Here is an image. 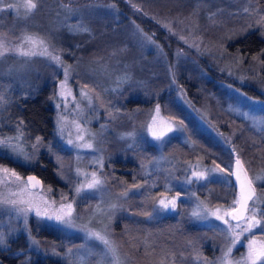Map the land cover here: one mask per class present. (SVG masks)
<instances>
[{
	"label": "rangeland",
	"instance_id": "1",
	"mask_svg": "<svg viewBox=\"0 0 264 264\" xmlns=\"http://www.w3.org/2000/svg\"><path fill=\"white\" fill-rule=\"evenodd\" d=\"M57 1L39 0L37 9L27 19L23 7L25 0L0 2V39L6 40L9 47H15L25 33L37 35L47 42L49 52L60 56L63 62V66H59L47 57L36 56L26 63L24 58L7 55L4 61L0 62V96L4 101L10 100L8 96L10 94L6 95L4 90H8L9 81L13 80V77L25 86L41 83L49 78L51 84L49 101L53 109L54 122L53 143H39L38 147H33L37 144L36 139L32 142L23 137L20 141L13 140L12 144L19 143L24 152L30 155L31 159L28 162H22L23 157L20 158L19 161L23 164H30L32 158H36L37 149L51 150V157L57 166L56 173L62 184L52 188L54 186L44 185L43 182L40 189L29 188V193L33 195L20 194L22 182H27L26 176L18 169L0 162V169L7 167L21 177V181H16L10 173L4 174L0 171V200L5 198L31 200L39 205L41 211L46 210L49 214L60 211L62 206H65L64 211H68L66 205L71 204L74 225L69 228L55 221L37 218L35 209L27 216L16 211V207L27 208V203L16 206L4 204L0 208V235L3 236V243L0 244V264H12V259H6L13 255H19L20 259L24 260L34 258L29 253L34 250L27 248L54 257H63L69 264H106L102 245L86 239V232L89 230L105 234L113 242L117 254L126 264H219L228 247V241L220 231L224 225L215 220V217H209L207 220L199 219L194 217L192 212L197 209L200 202H203L210 211L222 209L220 214L223 215V210L227 209L238 194L232 177L227 175L229 167L231 168L237 156L248 177L253 180L258 207L264 208V203H261L264 201V179H257V177L264 178V157L260 159L258 154L259 140L262 139L260 136L264 138V99L247 96L229 85L204 88L200 92L203 106L197 105L198 110L189 106L193 109V119L198 124L197 128L192 130V111L187 114L192 121L188 118L181 119L179 113L174 111V114H169L165 106L159 104H154L146 114L144 113L147 124L142 127L144 124H141L140 111L132 115L126 113L121 105L111 103L106 95L113 91V87L105 85L108 78L105 77L111 76L114 80L118 77L122 78L124 70L120 67L125 66V56L128 55V52L117 47L118 42L123 38V27L110 17L115 13L114 5L97 2L104 0H62L66 4H76L72 7L66 5L69 7L66 13L68 18L63 19L64 14L58 4L65 5ZM124 1L133 2L132 5L136 6L134 9L137 10L133 11L146 16L148 13H154L152 11L158 16H161L162 11L167 12L172 16L167 28L174 33L177 44L174 48L180 49L183 54L195 56L199 50L204 51L206 47L217 49L216 41L226 40L227 34V24L223 18L197 26L196 12L210 6L218 8L217 13L223 15L227 11L226 8L229 9L238 3L242 4L244 0H193V9L191 6L180 5L168 9L163 6L162 9L156 1L150 12L144 10L147 6L144 2ZM8 4H12L13 7L8 8ZM252 6L251 4L250 8ZM244 7H241L242 12L245 11ZM249 11L245 13L252 15L253 13ZM178 15L180 18H177ZM252 19L255 20L250 21L252 22L249 23L250 25L263 26L264 12H259L258 16ZM240 24L239 21H234L233 29L237 30ZM77 25H84L90 31L77 32L75 31ZM244 27H247V23ZM70 28L73 30L70 31ZM89 59L96 60L93 67L89 66ZM132 61L135 67L136 60L132 59ZM172 68L173 73L181 68L178 61L174 62ZM65 69H67V79ZM87 73L99 80L85 82L83 79H78L79 74ZM172 77L168 79L169 87L176 92L177 99L182 100V96L178 94L180 88L177 82L172 81ZM62 84L64 87H61ZM259 84L264 98V82ZM82 93H87V97L91 98V104ZM218 102L222 108L219 113L216 112V107H219ZM157 105L160 106L158 113ZM228 113L233 117L225 120V117H230ZM238 115L244 122L234 117ZM136 120L139 121L138 124ZM244 123L247 129L243 127ZM149 125L157 131H166L168 126L181 130L166 132L165 137L158 141L149 131ZM6 126H10L9 122ZM2 127L4 126H0V138L20 135L18 130L8 134L2 131ZM129 133L132 135H128ZM138 137H142V142L151 145L146 153H141L139 148L144 143L137 144ZM173 137L183 144L179 146L183 148L182 154L179 153L181 157L173 155L177 157V161L163 154L169 147L168 140ZM69 139L76 145L91 144L92 147L69 145L67 143ZM137 146L139 147L136 149ZM129 147H133L130 156H138L141 167L143 168L144 165L143 180L146 185L138 188L128 186L116 190L106 179V171H113L109 162L110 153L126 151ZM216 164L225 168V173L217 172L215 179L219 180L223 176L226 181H230V184L196 182L194 178L193 183H186L193 171L215 168ZM92 173L103 181L102 186L98 190L85 189L78 195L76 188L91 182ZM114 184L115 187L121 186L122 181L116 179ZM151 189L153 193L150 194L151 201L148 203L144 196ZM125 191L129 192L127 197L122 196ZM178 193L175 210L160 209L161 199L167 202L177 197ZM193 193L195 196L192 195ZM143 200L149 205L148 208ZM113 204L117 205L115 209L111 208ZM137 207L144 210V215L134 210ZM162 220L169 221L158 223ZM156 223L158 225H155ZM45 226L52 228H50L53 231L51 239L49 238L51 235L39 234V230ZM175 228L178 229L177 232H174ZM30 231L36 234L31 235ZM23 232L25 240L22 239ZM254 232L258 238L264 235L259 230ZM245 244L246 239L244 243L238 244L233 249L231 254L233 259H239L246 253ZM81 245L84 247H80ZM69 249H72L71 253Z\"/></svg>",
	"mask_w": 264,
	"mask_h": 264
},
{
	"label": "trees",
	"instance_id": "2",
	"mask_svg": "<svg viewBox=\"0 0 264 264\" xmlns=\"http://www.w3.org/2000/svg\"><path fill=\"white\" fill-rule=\"evenodd\" d=\"M136 1L147 4L148 7L145 6L144 9L147 12H150L149 10L156 1L162 9H164L163 6L165 9H168L173 6L178 7L179 5L194 8L193 0ZM57 2H62V0H58ZM97 2L111 3L114 5L115 13H112L110 17L123 27V38L118 42L117 47L128 52V55L125 56V66L120 67L121 70H124L122 72V78L124 79L118 77L114 80L111 76L105 77H108L105 85L113 87V91L109 95H106L111 103L121 105L126 113L132 115L134 112L140 111L142 116L141 124H144L142 127H145L147 124L145 123L144 113L146 114L147 110L154 104L162 105V107L165 106L169 114H174V111H176L179 113L181 119L188 118L191 120L190 115L187 114L192 111L191 116L193 119V109L189 106L196 108L197 105L203 104L200 92L204 88H216L229 85L231 88H237L239 92L247 96L261 100L264 99L261 85L259 84V82H264V25H250L252 24L250 21L255 20L252 17L258 16L259 12H264V0H244L242 4L238 3L237 5L229 7V9L226 8L227 11L223 15L218 14L219 12L217 13L218 8L208 6L207 9H199L195 14V20L198 23L197 26L200 24L205 25L210 20L223 18V21L227 24V34L225 35L226 40L216 41L215 45L217 49L206 47L204 51L203 49L201 51L199 50L195 56L183 54L180 49L174 48L177 45L173 36L174 33L167 28V24L172 20V16H169L167 12L162 11L160 13L161 16H158L155 11H152L154 13H148V16H146L139 12L135 13L137 10L134 9L136 6L134 7L132 5L133 2L128 3L124 0H111L110 2L104 0ZM63 4L65 6H62L60 3L58 5L61 6L60 8L64 14L63 19H67L68 16L66 13L69 7L66 5L72 7L76 4ZM245 4L246 6L244 7ZM251 4L253 6L250 8ZM242 6L244 9L250 10L249 12L253 14L247 15L245 11L242 12ZM177 18H180V16L178 15ZM66 19L63 21L64 23ZM228 21L230 22L229 24ZM234 21L241 23L237 30L232 27ZM246 23L247 27H244ZM99 27L97 26V28ZM148 37H151V41ZM87 48L90 49L88 46ZM132 59L136 60L135 67L133 66ZM89 61V66L93 67L96 60L89 59ZM175 61H178L181 68L173 73L174 70L172 67ZM169 74L173 76L172 81L177 82L180 88L178 94L182 96V100H178L176 92L170 89L168 84ZM78 79L89 82L90 80L98 78L87 73L86 75L79 74ZM8 87V90H4V93L6 95L8 93L10 94L8 95L10 100L8 102L3 100L2 108H0V126H4L2 127V131L10 134L18 130V133L20 134L22 132L23 137H26L25 139L28 138L29 141L33 142L39 136L41 137L40 143H53L54 122L53 109L49 101L51 88L49 78L41 83L38 82L25 86L24 83L13 77V80L9 81ZM220 105L219 102V107L213 105L217 108L216 112L218 113L222 110ZM204 115L207 116V114ZM228 116L230 117H225L224 119L227 120L233 117L229 113ZM234 117L242 121L239 115ZM20 121H23L22 125ZM8 122L10 126H6ZM136 123L138 124L139 121L136 120ZM197 125L196 120L193 119L192 130L197 128ZM243 127L247 129L245 123ZM140 130L142 131V129ZM260 137L262 139L259 140L258 154H260L259 158L261 159L262 157L263 159L264 138L262 136ZM137 139V144L144 143L142 142V137H138ZM168 144L169 147L166 148L167 151L163 152V154L167 158H172V160L177 161V157L180 156L179 153L182 154L183 148L179 147L183 146L182 142H179L177 138L173 137L168 140ZM205 145L211 147L208 143H205ZM150 146L144 143L139 149L141 153H146ZM132 149L133 147H129L126 151L120 150L116 154L110 153L111 157L109 162L112 164L111 168L113 171H106V179L111 184V187L116 188V190H122V187L137 185L140 187L143 185L144 187L146 185L143 180L144 165L142 168L140 162H138V156H130L133 153ZM50 151L37 149L36 158H32L30 164H23L20 161L14 162V160L3 156H0V162L18 169L24 175L30 172L35 173L43 180L44 185H51L54 186L52 188H57L62 184V181L56 173L57 166L51 157ZM174 154L177 157L173 156ZM116 179L122 181L121 186L115 187L114 183ZM151 193H153L152 189L144 196L148 203L151 201ZM143 203L145 204L144 200ZM145 206L146 208L149 207L146 204ZM134 210L144 215L142 208L137 207ZM165 221L168 222L169 220H162L158 223ZM173 222L171 221V223ZM177 222L175 221V223ZM158 223L155 225H158ZM50 228L46 226L41 228L39 234L43 236L51 235L49 237L51 239L53 237V231ZM177 228H175L176 230L174 232L178 231ZM158 231H161V229H158ZM163 231H165V228ZM34 233L36 234V232L30 231L31 235ZM22 235V239L25 240V233L23 232ZM164 240L162 241L164 242ZM11 246L14 248L13 244ZM27 249L34 250L29 251L34 258L24 260L20 259L19 255H13L6 260L12 259V264H22V260H24V264H69L63 257H54L46 253H40L35 249ZM188 254L190 256V252Z\"/></svg>",
	"mask_w": 264,
	"mask_h": 264
},
{
	"label": "snow or ice",
	"instance_id": "3",
	"mask_svg": "<svg viewBox=\"0 0 264 264\" xmlns=\"http://www.w3.org/2000/svg\"><path fill=\"white\" fill-rule=\"evenodd\" d=\"M3 2V0H0ZM39 0H25L23 5L25 9V19L29 18L32 13L37 9ZM8 8H12V4L7 5ZM71 11V9H69ZM247 11V9H245ZM73 29L70 28V31ZM75 31L80 32H89L90 30L84 25H77ZM151 41V37H148ZM13 55L19 58H24L27 63L31 58L36 56H43L49 58L52 62L56 63L59 66H63V62L58 55H52L49 52V45L47 42L37 35L27 34L21 36L20 42L15 47H9L8 43L4 39H0V62H3L7 55ZM65 76L67 79V69H65ZM61 87H64L62 84ZM83 96L87 97V93H82ZM89 99V103L91 104V98ZM3 97L0 96V108H2ZM160 111V106L157 105L156 112ZM247 119V113L244 114ZM155 120V117H153ZM20 124H23V121H20ZM174 130L181 129H173L171 126L164 130H153L152 126L149 125V131L152 133V136L155 140H162L166 132L170 133ZM63 131V129H61ZM128 135H132L129 133ZM23 138V133L16 137H6L0 138V156L6 157L8 159H12L15 161H19L21 157H23L22 162L30 161L31 157L29 154L25 153L23 147L20 146L19 143L13 145L12 141L17 140L20 141ZM79 139H83V137H78ZM37 144L33 145V147H38L41 142V137H36ZM69 145H73L75 147H88L91 148V144H81L76 145L74 141L69 139L67 141ZM7 150V151H5ZM235 150L233 149V152ZM236 171H232L229 167V171L227 173L228 176H235L236 185L239 186V193L233 199L232 203L228 205L227 209L223 210V215H221L222 209H216L214 212L208 210L203 202H200L197 205V209L192 212L194 217L199 219L207 220L209 217H215V220L221 222L224 227L220 229L222 234L225 235V239L228 241V247L224 251L223 256L220 258L219 264H264V235H261L259 238L256 236L254 230H259L262 234H264V208H259L257 205L258 197L256 195V189L253 187V180L248 177L246 171L243 168L242 162L237 156L235 161ZM4 174H9L12 177H15L16 181H21V177L14 171L7 167L0 169ZM223 174L225 173V168H222L219 164H216L215 168H208L204 171H193L191 177L186 180V183H193V178L196 182H224L230 184V181H226L223 176L219 178V180L215 179L216 173ZM79 174V173H78ZM257 179H264L261 177H257ZM34 182V183H33ZM23 187L20 188V194L29 193V187L34 188L36 185L40 184V181L36 179L35 176H29L27 178V182H22ZM103 184V181L97 178L95 173H92V180L86 184H82L80 187L76 188V192L79 195L83 190H98ZM140 187V186H135ZM29 195H33L29 193ZM129 192L125 191L122 193V196L127 197ZM195 196V193L192 194ZM177 197L168 200L167 202L164 199L159 201V206L161 210H167L171 208L172 210L176 209L177 206ZM27 203V208L16 207V211L18 213H22L25 216L35 209V215L37 218H45L49 221H55L61 225L66 227H73L74 219L72 217V205H66L68 211H64V207H61L60 211L54 212L53 214H49L46 210L41 211L39 205L34 204L31 200L24 201L22 199H13L9 200L7 198L0 200V208L3 207L4 204H11L13 206ZM261 203H264L262 201ZM117 205H111V208L115 209ZM150 215V214H147ZM235 221V223H233ZM86 239L96 241L100 245H102L104 252L103 258L106 261V264H126L124 260H122L117 254V249L113 245V242L105 235L100 232L87 231ZM246 239L245 247L247 249L246 253L242 255L239 259H233L232 253L233 249L238 245L244 243ZM3 243V236L0 235V244ZM33 243H37L33 241ZM80 247H84L81 245ZM69 253L72 252V249L68 250Z\"/></svg>",
	"mask_w": 264,
	"mask_h": 264
},
{
	"label": "water",
	"instance_id": "4",
	"mask_svg": "<svg viewBox=\"0 0 264 264\" xmlns=\"http://www.w3.org/2000/svg\"><path fill=\"white\" fill-rule=\"evenodd\" d=\"M235 161H236V159L234 160V162L232 163V166H231V170L232 171H236V164H235ZM244 168V167H243ZM245 170V169H244ZM246 171V170H245ZM25 176H26V179L29 177V176H35L36 177V179L37 180H39L40 181V184L39 185H36L34 188H32L31 186L29 187L30 189H40V188H42V185H43V180L38 176V175H36L35 173H31L30 172V174H25ZM232 177V181H233V183H234V186L236 187V189H237V191H238V193H239V186L238 185H236V178H235V176L233 175V176H231ZM34 183V182H33ZM254 187V186H253Z\"/></svg>",
	"mask_w": 264,
	"mask_h": 264
}]
</instances>
